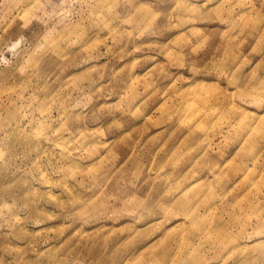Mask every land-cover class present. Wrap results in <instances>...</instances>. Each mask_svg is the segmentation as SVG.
Segmentation results:
<instances>
[{
	"label": "rangeland",
	"instance_id": "rangeland-1",
	"mask_svg": "<svg viewBox=\"0 0 264 264\" xmlns=\"http://www.w3.org/2000/svg\"><path fill=\"white\" fill-rule=\"evenodd\" d=\"M0 264H264V0H0Z\"/></svg>",
	"mask_w": 264,
	"mask_h": 264
},
{
	"label": "bare ground",
	"instance_id": "bare-ground-1",
	"mask_svg": "<svg viewBox=\"0 0 264 264\" xmlns=\"http://www.w3.org/2000/svg\"><path fill=\"white\" fill-rule=\"evenodd\" d=\"M144 240H145V238H144Z\"/></svg>",
	"mask_w": 264,
	"mask_h": 264
}]
</instances>
